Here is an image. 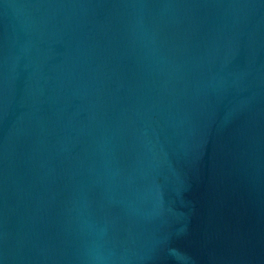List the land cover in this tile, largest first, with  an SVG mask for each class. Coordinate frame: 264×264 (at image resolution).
Here are the masks:
<instances>
[{
	"label": "water",
	"instance_id": "water-1",
	"mask_svg": "<svg viewBox=\"0 0 264 264\" xmlns=\"http://www.w3.org/2000/svg\"><path fill=\"white\" fill-rule=\"evenodd\" d=\"M0 264H264V0H0Z\"/></svg>",
	"mask_w": 264,
	"mask_h": 264
}]
</instances>
